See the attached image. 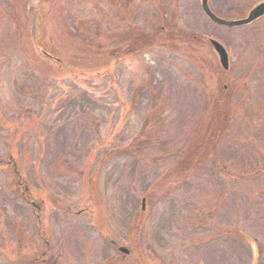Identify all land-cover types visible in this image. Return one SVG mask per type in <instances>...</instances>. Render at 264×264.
<instances>
[{
  "label": "rangeland",
  "instance_id": "obj_1",
  "mask_svg": "<svg viewBox=\"0 0 264 264\" xmlns=\"http://www.w3.org/2000/svg\"><path fill=\"white\" fill-rule=\"evenodd\" d=\"M261 1L209 7L233 20ZM227 106L229 146L197 160ZM2 121L0 264H43L45 240L55 264H251L244 233L264 264V17L219 25L201 0H0ZM115 240L131 258L113 261Z\"/></svg>",
  "mask_w": 264,
  "mask_h": 264
},
{
  "label": "water",
  "instance_id": "obj_2",
  "mask_svg": "<svg viewBox=\"0 0 264 264\" xmlns=\"http://www.w3.org/2000/svg\"><path fill=\"white\" fill-rule=\"evenodd\" d=\"M201 8L210 20L214 21L215 23H217L219 25H225L228 27L241 26L244 24H248V23L253 22L256 18H258L260 16H264V1L255 4L248 11L247 15L244 16L243 18L233 19V20L224 19V18H220L219 16H217L212 10L209 9L208 0H201ZM35 40H36L38 49L41 51V53H43L47 58H49L51 60H55L64 66L65 62L63 60H61L59 58V56H57L55 54V52L52 53V52L46 50L43 45H41V41L39 40L38 35H37V38ZM208 41L211 45L212 50H214V52L217 54L218 62L220 63L221 67L223 69H228L230 63H229L228 52H226L225 47L220 42L215 40L214 38H212V39L208 38ZM104 72H105V70L99 71V72H96L95 75L98 73H104ZM143 201H144V199L142 200V207L144 208ZM242 237H244L246 239V241L248 242V244L251 247V253L253 254V259H252L251 264H256L257 259H258L256 243L249 236H247L245 234H243ZM119 249L125 253L129 251L127 248L125 249L123 247H120Z\"/></svg>",
  "mask_w": 264,
  "mask_h": 264
},
{
  "label": "trees",
  "instance_id": "obj_3",
  "mask_svg": "<svg viewBox=\"0 0 264 264\" xmlns=\"http://www.w3.org/2000/svg\"><path fill=\"white\" fill-rule=\"evenodd\" d=\"M244 12V11H243ZM243 12H241V14H243ZM241 14H239V15H241ZM238 15V16H239ZM131 35H133L132 37V39H134V40H137V39H143L144 37H146L145 35H142V34H140V32L138 33V32H134V31H132L131 33H130ZM149 35V37H151L150 39H152L153 38V35L152 34H148ZM147 38V37H146ZM148 39V38H147ZM171 39H174V38H171ZM60 66V67H59ZM59 66H57L58 68H60L61 69V67H62V65L61 64H59ZM228 104V103H227ZM228 108H229V106H227V108H224L223 110H221L220 111V113H219V115H218V126H216V127H211V126H209V124L207 125V128H208V142H206L207 143V147H209V144L211 145H213L212 147H210L209 149H207V151H205V152H200V148L201 147H197V145L195 146V148H194V150H195V152H196V154H197V157H196V159L198 160V159H200V158H202L204 155H206V153L208 152V151H210L211 150V148L212 149H214V150H216L215 148L217 147L215 144H217V142H221V144H226L225 146H229V142L227 141V135H228V133H229V130H230V128L231 127H233V125H234V122H233V120H232V116H230V113H229V111H228ZM213 122V121H212ZM211 122V123H212ZM231 126V127H230ZM245 126H246V129H248V128H253L254 126H253V123L251 122V121H248L247 123L245 122ZM248 130H246V131H244V132H247ZM209 143V144H208ZM191 148H192V146H191ZM219 148V147H218ZM217 151V150H216ZM255 152H253V151H251V152H253V154L255 155L256 153H258V150H254ZM213 153H215V151H213L212 152V154ZM195 154V155H196ZM186 155L188 156L189 155V153H186ZM193 157H194V154H193ZM247 157V156H246ZM248 158V157H247ZM183 159V158H182ZM182 159L180 160V161H182ZM250 158H248V160H249ZM189 160V159H188ZM187 160V161H188ZM180 163V162H179ZM178 163V164H179ZM193 167H195V166H193ZM223 167H225V166H223ZM190 168V167H189ZM194 169V168H193ZM248 173L250 174V173H253V176H257L259 173H261V170L260 169H256L255 171H254V169L253 168H250V171H248ZM247 173V174H248ZM248 174V175H249ZM11 175L14 177V174L13 173H11ZM241 175L242 174H237L236 172H231V171H229V172H226V174H225V177H224V180L225 181H227L228 183H229V181H235V180H238V178L240 179V177H241ZM11 180V183L13 182L14 183V189H15V187H16V185H17V182L15 183V181L13 180V179H10ZM12 183V184H13ZM12 186V185H11ZM88 207V206H87ZM129 241V240H128ZM127 242V241H126ZM128 243V242H127ZM129 244V243H128ZM119 256H122V255H118V256H116V260H113V261H122L123 260V258H131V256L130 255H126V256H124L123 258H119ZM124 259V260H125ZM32 261V260H31ZM54 262H56V257L54 256V255H51L50 256V258H49V260H48V263L47 262H45L44 264H55ZM123 262H125V261H123ZM33 263V262H32ZM111 262H109V261H105V263H102V264H110Z\"/></svg>",
  "mask_w": 264,
  "mask_h": 264
},
{
  "label": "flooded vegetation",
  "instance_id": "obj_4",
  "mask_svg": "<svg viewBox=\"0 0 264 264\" xmlns=\"http://www.w3.org/2000/svg\"><path fill=\"white\" fill-rule=\"evenodd\" d=\"M3 123H1V125H0V129L1 128H3V127H6L8 130H11L13 127H10L9 126V124L11 123V122H8L7 121V123L6 122H4V121H2ZM15 127V129H17V126L16 125H14ZM15 133H16V130L14 131ZM21 132H23V130L21 131ZM24 132H26V129H25V131ZM7 159V161H11L10 163H13L14 164V162L12 161L13 160V156L11 155V156H9V157H7L6 158ZM15 159V158H14ZM2 159L0 158V162H2L1 161ZM5 160V159H4ZM7 163V162H6ZM8 164V163H7ZM14 170H13V174H14V177L11 175V178L15 181V183L17 182V185H16V187H15V190L17 189V190H19L20 192H21V194L25 197V199L26 200H28L30 203H31V208L33 209V211H35V215L36 216H38L39 217V214H41V213H43L45 210H44V206H43V204L45 203V201L44 200H41V201H39L38 200V202H37V200H35V199H32V196H31V190H29V188H28V186H26V185H24L25 184V180H23L22 178H21V176H20V171L18 170V169H16V167L14 166V168H13ZM23 186L22 188H20V186ZM64 205V204H63ZM65 206V205H64ZM65 208H67L66 206H65ZM45 242H46V246H45V249H43V250H41L40 251V255L42 254L43 256H46V258H43L42 259V261H43V264L45 263V262H47L48 263V260H49V258H50V256H51V253H47V250L49 249L48 247V245H49V242L47 241V240H45ZM47 243H48V245H47ZM18 244H21V240H20V237H19V239H18ZM111 245H112V247H114V248H116L117 250H119V247L121 246V245H123V244H120L118 241H112L111 242ZM130 249H131V247H130ZM129 250V249H128ZM120 251V250H119ZM132 249L130 250V252L128 251V253H127V255H131L132 254ZM118 256V255H117ZM119 258H123V255L122 256H119ZM32 262L33 263H35L34 262V260H32Z\"/></svg>",
  "mask_w": 264,
  "mask_h": 264
}]
</instances>
